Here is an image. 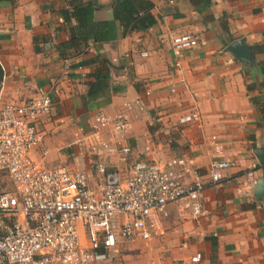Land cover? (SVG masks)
<instances>
[{
  "label": "crops",
  "instance_id": "obj_1",
  "mask_svg": "<svg viewBox=\"0 0 264 264\" xmlns=\"http://www.w3.org/2000/svg\"><path fill=\"white\" fill-rule=\"evenodd\" d=\"M96 1L104 7L97 6L94 18L111 19L107 5L113 0ZM151 1L152 27L63 58L55 45L68 38L60 14L65 0H0V106L41 94L51 98L49 112L37 123L44 140L30 154L54 167L65 163L64 144L73 134L90 132L97 112L112 114L124 102L140 99L145 112L122 134L130 147L128 160L103 150L93 155L95 161L126 178L136 161L166 165L182 157L203 182L212 160L231 165L218 182L205 183L200 216L191 217L180 204H167L157 212L151 238L134 242L150 245L124 264H264V200L253 198L257 179L264 178V163L254 155L264 149V50L259 49L264 46V0H209L206 7L201 3V11L190 0ZM183 32L193 34L198 44L175 56L171 38ZM241 37L252 47L258 72L225 51ZM102 58L109 61L111 86L121 90L86 102L88 75ZM115 70H124L125 77ZM189 113L197 119L180 124L179 117ZM102 135L109 142L116 138L110 128ZM81 143L69 151L87 156V143ZM252 163L254 183L246 176ZM182 175L186 182L194 178L192 171ZM90 180L96 181L93 171ZM196 252L201 259L192 262Z\"/></svg>",
  "mask_w": 264,
  "mask_h": 264
},
{
  "label": "built area",
  "instance_id": "obj_2",
  "mask_svg": "<svg viewBox=\"0 0 264 264\" xmlns=\"http://www.w3.org/2000/svg\"><path fill=\"white\" fill-rule=\"evenodd\" d=\"M197 44L188 32L171 38L175 56ZM51 104V98L41 94L0 106V264H116L124 244L151 238L157 212L167 204H180L191 217L200 216L205 183L218 182L221 171L231 165L212 160L208 180L203 182L182 157H173L166 165L150 159L136 161L126 178L104 163L83 162L103 150L127 159L130 147L123 143L122 134L134 117L145 112L143 102L133 99L112 114L96 113L91 131L82 138L87 156L75 159L73 166L48 167L31 157L30 151L44 140L37 123ZM196 119L197 114L189 113L178 121L186 124ZM107 128L116 134L112 142L102 135ZM255 167L252 163L246 172L251 183ZM91 171L96 174L94 183ZM191 171L194 178L186 182L182 172ZM2 179L12 190L4 189ZM200 259L199 252L191 257L192 262Z\"/></svg>",
  "mask_w": 264,
  "mask_h": 264
},
{
  "label": "trees",
  "instance_id": "obj_3",
  "mask_svg": "<svg viewBox=\"0 0 264 264\" xmlns=\"http://www.w3.org/2000/svg\"><path fill=\"white\" fill-rule=\"evenodd\" d=\"M65 1L67 7L60 9V14L68 32V38L55 45L59 55L63 58L80 56L91 44L100 47L102 43L113 40L117 36L125 37L133 31L146 30L156 23L151 13L153 7L151 0H113L109 5L112 18L105 20L94 18L97 5L92 0ZM190 1L199 11L210 3L209 0ZM222 27L227 30L226 23H223ZM33 43L34 49L38 51L36 37L33 38ZM259 49L264 50V46H259ZM98 62L99 66L88 75L91 79L86 82L87 90L83 96L86 102L104 96L109 90L113 92L121 90L120 86L110 84L109 61L102 58ZM1 79L0 69V81Z\"/></svg>",
  "mask_w": 264,
  "mask_h": 264
},
{
  "label": "water",
  "instance_id": "obj_4",
  "mask_svg": "<svg viewBox=\"0 0 264 264\" xmlns=\"http://www.w3.org/2000/svg\"><path fill=\"white\" fill-rule=\"evenodd\" d=\"M98 7H104L100 5L96 0H92ZM109 6V5H107ZM225 51L232 55L240 64L248 67L254 72L259 71L258 60L253 54L252 47L249 45L244 37L238 38L225 47ZM115 72L121 73L125 77L124 70H115ZM110 81V78H109ZM254 155L259 158L261 163H264V149L254 150ZM253 198L257 201L264 200V178H258L255 184Z\"/></svg>",
  "mask_w": 264,
  "mask_h": 264
},
{
  "label": "rangeland",
  "instance_id": "obj_5",
  "mask_svg": "<svg viewBox=\"0 0 264 264\" xmlns=\"http://www.w3.org/2000/svg\"><path fill=\"white\" fill-rule=\"evenodd\" d=\"M89 131H91V129ZM76 133L73 134V140H71L69 142H65V144H64V148L67 150L66 154L64 155V158H66L64 161L65 163L62 164L64 166L75 165L74 159H75V157H77L76 155H78L79 157L82 155L81 152H78L76 154V153L69 151V149L72 150L75 145L76 146H82L81 142H84V139H82V138L84 137V135L87 134L86 131H79V133H77V134ZM76 141L78 143H76ZM78 159H80V158H78ZM84 159H85V163H87V164H89L91 161H95L93 156L91 158L85 157ZM127 160H128V158L125 161H127ZM130 161L131 160L128 161V164L131 163ZM127 172L128 171L126 169V172H123V173H127ZM2 183L4 184L5 190H7V191L12 190L10 183L6 179H2ZM133 243H127L123 246L122 251H121V256L119 258L121 264H124L125 260L129 261L133 255H136L137 253L139 254L140 252L138 250H146V248L148 247L147 245H150L149 241L148 242H138V243H134V244ZM138 246H140L141 248L139 249ZM56 264H61V263H56Z\"/></svg>",
  "mask_w": 264,
  "mask_h": 264
}]
</instances>
